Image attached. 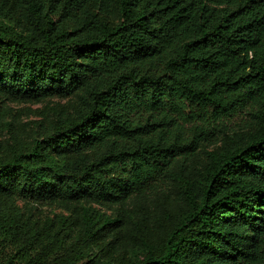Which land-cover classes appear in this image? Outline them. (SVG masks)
Returning a JSON list of instances; mask_svg holds the SVG:
<instances>
[{
	"label": "trees",
	"instance_id": "obj_1",
	"mask_svg": "<svg viewBox=\"0 0 264 264\" xmlns=\"http://www.w3.org/2000/svg\"><path fill=\"white\" fill-rule=\"evenodd\" d=\"M0 250L264 264V0H0Z\"/></svg>",
	"mask_w": 264,
	"mask_h": 264
},
{
	"label": "rangeland",
	"instance_id": "obj_2",
	"mask_svg": "<svg viewBox=\"0 0 264 264\" xmlns=\"http://www.w3.org/2000/svg\"><path fill=\"white\" fill-rule=\"evenodd\" d=\"M57 102L56 99L51 100L50 103H55ZM63 103V101H61ZM9 107L13 108V109H21L24 107H28L29 109H31V112L24 114L22 116V120L23 121H28V120H36L37 118V114H35L34 112H37L43 107V103H9ZM245 119V116L243 115H236L235 117L230 118L227 121V124L229 125L230 128H235L236 126L240 125V123ZM20 204V203H19ZM22 205V204H20ZM30 211L32 216H40V217H44V216H52L54 214H58L61 212V209L59 207H55V206H46V205H31L30 207ZM3 256V252H1L0 250V261L2 259Z\"/></svg>",
	"mask_w": 264,
	"mask_h": 264
}]
</instances>
